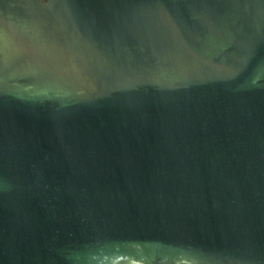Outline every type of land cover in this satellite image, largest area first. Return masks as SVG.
<instances>
[{
	"label": "water",
	"instance_id": "1",
	"mask_svg": "<svg viewBox=\"0 0 264 264\" xmlns=\"http://www.w3.org/2000/svg\"><path fill=\"white\" fill-rule=\"evenodd\" d=\"M0 264H264V0H0Z\"/></svg>",
	"mask_w": 264,
	"mask_h": 264
}]
</instances>
